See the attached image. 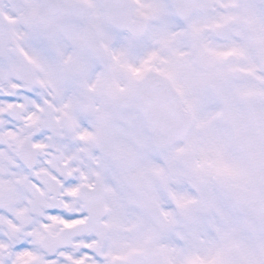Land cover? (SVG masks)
Wrapping results in <instances>:
<instances>
[{"label":"snow or ice","instance_id":"1","mask_svg":"<svg viewBox=\"0 0 264 264\" xmlns=\"http://www.w3.org/2000/svg\"><path fill=\"white\" fill-rule=\"evenodd\" d=\"M0 264H264V0H0Z\"/></svg>","mask_w":264,"mask_h":264}]
</instances>
